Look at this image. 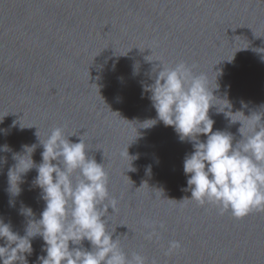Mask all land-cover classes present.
I'll use <instances>...</instances> for the list:
<instances>
[{"label": "water", "instance_id": "obj_1", "mask_svg": "<svg viewBox=\"0 0 264 264\" xmlns=\"http://www.w3.org/2000/svg\"><path fill=\"white\" fill-rule=\"evenodd\" d=\"M254 49H264V0H0V221L20 237L38 231L45 202L36 168L24 171L29 157L42 162L41 143L60 127L103 164L116 201L106 227L129 259L264 264V211L235 219L215 205L182 201L191 198L183 161L192 144L157 119L150 93H142L158 61L183 62L218 85L213 95L226 97L233 114H258L264 52ZM216 103L222 111L224 102ZM209 116L213 131L241 139L239 122L214 107ZM149 120L157 123L143 128ZM33 145L30 155L24 146ZM30 241L27 264H40L44 242ZM171 241L181 246L170 251Z\"/></svg>", "mask_w": 264, "mask_h": 264}, {"label": "clouds", "instance_id": "obj_2", "mask_svg": "<svg viewBox=\"0 0 264 264\" xmlns=\"http://www.w3.org/2000/svg\"><path fill=\"white\" fill-rule=\"evenodd\" d=\"M261 59L264 61V57ZM158 62L155 71L152 69L156 73L154 82L142 84V93H150L157 119L172 127L181 142L187 140L192 144V153L183 161V171L188 177L184 190L191 192V198L182 201H194L201 207L215 205L221 214L231 212L235 219L264 211V111L247 118L240 111L233 114L226 97L213 95L218 85L211 87L206 75L194 74L183 62L174 67ZM216 101L224 102L222 111L217 110ZM213 107L231 123L241 124L238 129L241 139L235 144L232 134L213 131L214 121L209 116ZM237 114L244 122L233 119ZM156 123L157 120L146 121L143 128ZM200 135L206 139L201 141ZM72 136L75 135H65L62 128L55 127L40 142L42 162L35 165L29 157L30 164L24 172L36 168L34 183L42 191L45 208L40 219L33 223L39 225L35 234L30 235L27 229L26 235L20 237L0 221V239L5 241L0 246V264H27L24 253H31L30 238L37 235L42 238L46 252V256L38 258L40 264H146L139 253L129 259L118 240L112 238L114 231L107 230L108 209L113 210L116 205L114 199L109 201L108 174L103 164L87 156L86 143L80 138L74 143L69 139ZM24 148L31 155L35 145ZM24 214L31 216V209H25ZM156 235L152 231L148 238ZM83 241L89 242L90 250L83 248ZM180 246L179 241H171L169 250Z\"/></svg>", "mask_w": 264, "mask_h": 264}]
</instances>
